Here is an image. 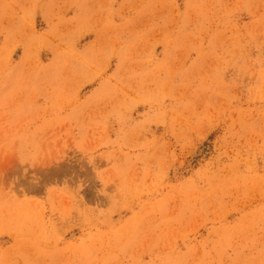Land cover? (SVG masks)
Instances as JSON below:
<instances>
[{
	"label": "rangeland",
	"instance_id": "obj_1",
	"mask_svg": "<svg viewBox=\"0 0 264 264\" xmlns=\"http://www.w3.org/2000/svg\"><path fill=\"white\" fill-rule=\"evenodd\" d=\"M0 264H264V0H0Z\"/></svg>",
	"mask_w": 264,
	"mask_h": 264
}]
</instances>
